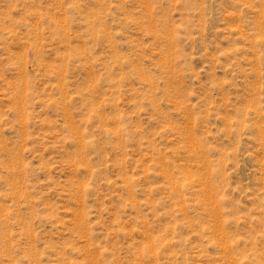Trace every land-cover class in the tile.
Returning <instances> with one entry per match:
<instances>
[{"label":"rangeland","instance_id":"obj_1","mask_svg":"<svg viewBox=\"0 0 264 264\" xmlns=\"http://www.w3.org/2000/svg\"><path fill=\"white\" fill-rule=\"evenodd\" d=\"M0 264H264V0H0Z\"/></svg>","mask_w":264,"mask_h":264}]
</instances>
